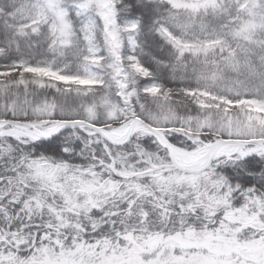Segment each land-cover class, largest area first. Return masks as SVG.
I'll use <instances>...</instances> for the list:
<instances>
[{
    "label": "snow or ice",
    "instance_id": "1",
    "mask_svg": "<svg viewBox=\"0 0 264 264\" xmlns=\"http://www.w3.org/2000/svg\"><path fill=\"white\" fill-rule=\"evenodd\" d=\"M253 154L264 0H0V264H264Z\"/></svg>",
    "mask_w": 264,
    "mask_h": 264
},
{
    "label": "trees",
    "instance_id": "2",
    "mask_svg": "<svg viewBox=\"0 0 264 264\" xmlns=\"http://www.w3.org/2000/svg\"><path fill=\"white\" fill-rule=\"evenodd\" d=\"M243 167L241 164L232 169L222 170L233 183H240L245 187L256 185L258 188L264 189V176L259 174L261 168H264V160L259 157H251L245 160Z\"/></svg>",
    "mask_w": 264,
    "mask_h": 264
},
{
    "label": "rangeland",
    "instance_id": "3",
    "mask_svg": "<svg viewBox=\"0 0 264 264\" xmlns=\"http://www.w3.org/2000/svg\"><path fill=\"white\" fill-rule=\"evenodd\" d=\"M238 164H235V165H233V164H231V163H229V164H226V165H223V166H221V169L223 170V169H230V168H232V167H234V166H237ZM225 174V173H224ZM225 175H227V174H225Z\"/></svg>",
    "mask_w": 264,
    "mask_h": 264
}]
</instances>
